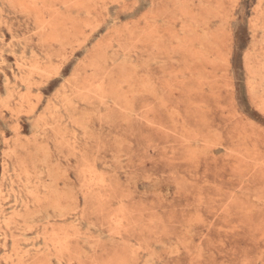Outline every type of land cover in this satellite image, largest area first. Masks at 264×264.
<instances>
[{
	"label": "rangeland",
	"instance_id": "374dc122",
	"mask_svg": "<svg viewBox=\"0 0 264 264\" xmlns=\"http://www.w3.org/2000/svg\"><path fill=\"white\" fill-rule=\"evenodd\" d=\"M0 264H264V0H0Z\"/></svg>",
	"mask_w": 264,
	"mask_h": 264
},
{
	"label": "bare ground",
	"instance_id": "6f19581e",
	"mask_svg": "<svg viewBox=\"0 0 264 264\" xmlns=\"http://www.w3.org/2000/svg\"><path fill=\"white\" fill-rule=\"evenodd\" d=\"M91 40V39H90ZM88 90V89H87Z\"/></svg>",
	"mask_w": 264,
	"mask_h": 264
}]
</instances>
